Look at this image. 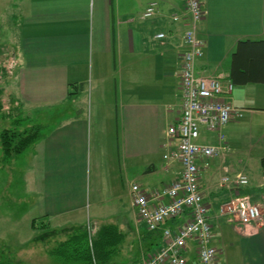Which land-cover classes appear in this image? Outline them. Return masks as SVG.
I'll use <instances>...</instances> for the list:
<instances>
[{"label": "crops", "instance_id": "0c3cea01", "mask_svg": "<svg viewBox=\"0 0 264 264\" xmlns=\"http://www.w3.org/2000/svg\"><path fill=\"white\" fill-rule=\"evenodd\" d=\"M202 1L199 34L205 54L197 62V73L228 82L239 43L264 40V0ZM26 3L3 84L14 110L24 114L27 124L42 125L44 136L12 159L26 161L24 199L17 207L31 205V225L36 221L48 243L64 231L91 233L114 226L125 247L114 264H143L152 238L138 217L131 189L121 193L120 184L131 177L132 185L162 190L180 175L179 162L165 160L164 154L172 141L168 130L182 115L181 59L188 50L189 26L184 0ZM152 3L154 15L144 18ZM175 16L180 20H173ZM160 33L166 37L157 39ZM75 84L84 85L81 93ZM227 101L241 112L222 130L227 151L200 164L201 193L213 223L218 264H264V119L257 118L264 115V84L234 86ZM197 142L218 145L219 137L203 127ZM92 162L96 172L101 170L97 183L102 188L96 186L94 192L89 181ZM253 163L259 167L256 181L249 169ZM240 175L249 180L247 186L223 183L225 177ZM246 196L262 208L259 223L217 218L222 205ZM185 220L169 225L177 227ZM44 253L51 254L48 249ZM193 255L191 248L186 256L192 260Z\"/></svg>", "mask_w": 264, "mask_h": 264}, {"label": "built area", "instance_id": "2783aa9c", "mask_svg": "<svg viewBox=\"0 0 264 264\" xmlns=\"http://www.w3.org/2000/svg\"><path fill=\"white\" fill-rule=\"evenodd\" d=\"M184 3L189 26L185 34L188 50L181 59L182 115L180 121L168 130L167 136L172 141L166 144L168 152L164 154L165 160L179 162L180 175L162 190L147 191L134 184L130 191L139 219L153 232L162 230L165 243L144 264H218V250L211 245L213 223L200 188V164L218 158L227 151L222 130L233 115L239 116L241 111L227 101L234 90L230 81L197 73V62L205 54L204 40L199 34V25L204 19L203 1L184 0ZM155 10L156 3H152L143 17H152ZM173 20L179 21L180 18L175 16ZM165 37L163 33L156 36L157 39ZM203 127L208 132L218 134V145L197 142L203 134ZM223 183L234 188L247 186L249 180L240 175L233 179L225 177ZM162 199H167V202L153 204V201ZM181 217H186L182 225L166 226L168 222ZM222 217L232 224L248 225L259 223L263 212L261 206L252 204L248 196L237 197L220 207L217 218ZM189 243L195 244L192 261L186 256Z\"/></svg>", "mask_w": 264, "mask_h": 264}, {"label": "rangeland", "instance_id": "374dc122", "mask_svg": "<svg viewBox=\"0 0 264 264\" xmlns=\"http://www.w3.org/2000/svg\"><path fill=\"white\" fill-rule=\"evenodd\" d=\"M27 8L28 4L26 3V0H0V95L4 104V106L3 104L1 105L0 111L2 110L4 113L5 111H7L6 113H9L14 110L11 103V96L7 92V84L5 87V84L3 83L5 82V75L8 74L7 66L10 62L9 58L12 57V54L15 51V46L13 45L12 47V43L14 44L16 30L19 21L23 20L22 15H24V11ZM54 108H56V106L50 108L47 107L45 110H51ZM37 113V111H34L33 114L37 115ZM257 118L264 119V115L260 114ZM12 123L14 122L12 121ZM244 141H248V139ZM109 148L111 147L109 146ZM16 162H12V158L8 160L5 159L0 138V262L9 261L11 264H62L57 262L53 256H48L44 252L46 249L51 251L57 248L58 245L68 239V236L65 235L73 234L74 230L69 233H67L68 231H64V235L61 234L58 237L49 240V243L41 238V234L44 233V231L39 230V227L37 229L31 225L30 219L34 216L29 214L31 205L29 204L23 208L17 207L18 205L23 204L24 199L26 182L25 177L23 176V171L26 169L25 157L16 160ZM14 163H16L15 166H13ZM249 169L252 175L251 178L256 181L259 167L253 163ZM99 172L98 170L96 172L95 163L92 162V165L89 166V181L92 184L91 189L93 192L96 186L102 188V185L97 183ZM131 180V177L127 181L123 180V183L120 184L121 193H128L132 187ZM126 199L127 201L129 200V198H125L124 200ZM13 208H15V210H12ZM108 208L110 209L109 206ZM130 212L133 214V219L136 220L137 218L132 208H130ZM66 220H69V218L61 219L59 221ZM88 231L90 232L89 229ZM213 240L211 245L216 249ZM119 248L123 254L124 251L122 250L125 249L124 245H121Z\"/></svg>", "mask_w": 264, "mask_h": 264}, {"label": "trees", "instance_id": "16d2710c", "mask_svg": "<svg viewBox=\"0 0 264 264\" xmlns=\"http://www.w3.org/2000/svg\"><path fill=\"white\" fill-rule=\"evenodd\" d=\"M230 78V82L235 87L249 84H264V40L239 43L233 55ZM72 86L78 93H81L84 89V85L75 84ZM71 94L74 95L75 93L72 91ZM2 104L3 101L1 99L0 107ZM6 112L0 111V138L5 159L8 160L20 156L41 140L44 136V129L42 125L27 124L28 119L24 118V114L18 111V109L12 110L9 113ZM261 169L264 176V159L261 161ZM171 222H168L166 226H170L169 223ZM32 226L36 227V221L33 222ZM145 229L146 233L151 235L152 240L146 248L144 263L165 244L162 230L159 229L153 232L146 225ZM67 236L68 239L66 241L50 251V255L57 262L62 264H114L113 260L115 256L117 258L120 256V259L122 258L119 247L123 242V236L114 226H104L91 233L88 229H78L74 230L73 234ZM191 248L195 252V244L189 243L188 253L191 252ZM0 264L11 263L6 261L0 262Z\"/></svg>", "mask_w": 264, "mask_h": 264}]
</instances>
